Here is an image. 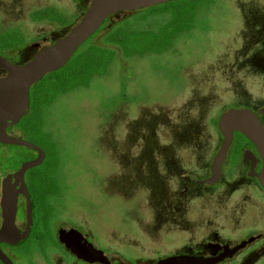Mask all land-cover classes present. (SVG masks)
<instances>
[{
  "label": "flooded vegetation",
  "instance_id": "af4514ba",
  "mask_svg": "<svg viewBox=\"0 0 264 264\" xmlns=\"http://www.w3.org/2000/svg\"><path fill=\"white\" fill-rule=\"evenodd\" d=\"M92 1L0 0V80L8 75L1 60L14 67L29 64L75 27ZM183 1L106 19L84 43L95 58L87 88L59 82V70L31 86L27 113L5 133L38 149L0 143V232L5 224L1 205L5 194L8 202L16 203L10 237L0 240V264H157L168 258L192 259L183 264H264V188L259 181L263 161L255 144L235 132L218 180L208 183L223 141L218 127L221 115L247 109L264 126V0H250L243 9H239L240 0H234L239 26L232 37L243 78L238 86L249 87H241L222 106L215 122L217 145L208 161L179 168L174 181L168 180L170 189L156 201L150 232L139 227L135 228L140 233L132 232L128 226L127 181L122 169L128 164L129 150L122 136L110 131L107 106L103 131H63L62 119L52 115L64 98L111 80L116 60L123 67L116 78L120 96L126 93L123 86H143L136 71L129 72L134 71L133 62L163 58L176 42H187L199 13L220 2ZM161 6L166 7L157 12ZM175 10L185 11L183 24L175 21ZM131 41L136 45L129 50ZM160 42L171 45L159 51ZM63 86L72 87L64 91ZM126 102L125 97L120 104L126 107ZM155 108L154 104L151 110ZM112 140H116L114 147ZM38 159L40 165L22 170ZM117 165L120 177L113 179L111 171Z\"/></svg>",
  "mask_w": 264,
  "mask_h": 264
},
{
  "label": "rangeland",
  "instance_id": "374dc122",
  "mask_svg": "<svg viewBox=\"0 0 264 264\" xmlns=\"http://www.w3.org/2000/svg\"><path fill=\"white\" fill-rule=\"evenodd\" d=\"M249 1L240 0L239 9L247 8ZM221 2L228 6H221ZM235 3L220 0L209 11L198 12L190 39L176 42L171 53L163 58L134 61V71L129 72L136 71L143 86H123L121 89L126 93L120 96L116 78L123 67L116 60L112 79L98 82L105 86L81 90L53 109L52 115L63 121V131L87 132L105 129L104 106H107L109 129L122 136L120 139L129 150L122 174L127 181L128 226L132 232H136L135 227L149 231L153 226L156 201L170 189L169 181H174L179 168L196 167L208 161L217 145L215 122L222 106L230 103L241 87L245 90L249 87L238 86L243 78L237 69L238 48L232 37L239 26ZM164 7L155 10L159 12ZM87 44L76 51L69 65L87 49ZM135 45L131 41L127 49ZM62 73L59 71L56 76L62 78ZM125 97L128 103L123 107L120 102ZM154 104L155 111L151 110ZM115 142L112 140L113 147ZM199 147L203 149L200 151ZM120 170V165L112 168L113 179L120 177ZM136 238L140 241L141 237Z\"/></svg>",
  "mask_w": 264,
  "mask_h": 264
},
{
  "label": "water",
  "instance_id": "95a60500",
  "mask_svg": "<svg viewBox=\"0 0 264 264\" xmlns=\"http://www.w3.org/2000/svg\"><path fill=\"white\" fill-rule=\"evenodd\" d=\"M172 1L175 0H93L80 22L54 45L42 49L29 64L23 67H14L1 60L8 75L5 79L0 80V143L24 144L30 148L38 149L29 143L14 140L5 133V129L9 125L17 123L27 113L29 108L28 93L31 86L46 75L66 66L79 47L94 35L109 17L121 12H133ZM218 127L223 141L213 161V175L208 183L213 184L218 180L221 165L233 134L238 132L255 144L262 158L263 166L259 181L264 188V126L260 124L257 116L247 109H231L221 115ZM41 161L38 159L27 163L22 170L38 166ZM23 188L27 194L24 184ZM5 195L1 204L5 223L0 232L2 241H7L5 238L10 237L9 222L14 220L16 210V203L8 202V194ZM1 259L4 260L2 257ZM191 260V258H168L157 264H183V261L190 262Z\"/></svg>",
  "mask_w": 264,
  "mask_h": 264
},
{
  "label": "trees",
  "instance_id": "16d2710c",
  "mask_svg": "<svg viewBox=\"0 0 264 264\" xmlns=\"http://www.w3.org/2000/svg\"><path fill=\"white\" fill-rule=\"evenodd\" d=\"M175 13H176V15L174 16L175 21L179 22V24H183L184 19H185L183 12L175 10ZM167 45H171V44L160 42L159 51L165 50L166 49L165 47ZM90 50L92 51V48L87 49L83 51L82 53H79L73 63L69 65V63L72 61L71 60L64 68L59 70L60 72H63L62 74L64 75L62 79H60L59 82L63 84H74L75 83V84L84 85V86H79L80 88L88 87L86 85L88 84L90 77L92 76L94 72L93 68L95 67V64H94L95 58L89 54ZM71 87L72 86H63L64 91L68 90V88H71Z\"/></svg>",
  "mask_w": 264,
  "mask_h": 264
}]
</instances>
